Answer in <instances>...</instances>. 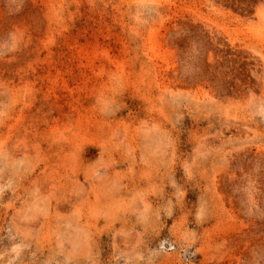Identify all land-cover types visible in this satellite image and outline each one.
<instances>
[{"label":"rangeland","instance_id":"374dc122","mask_svg":"<svg viewBox=\"0 0 264 264\" xmlns=\"http://www.w3.org/2000/svg\"><path fill=\"white\" fill-rule=\"evenodd\" d=\"M0 264H264V0H0Z\"/></svg>","mask_w":264,"mask_h":264}]
</instances>
